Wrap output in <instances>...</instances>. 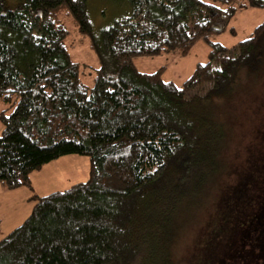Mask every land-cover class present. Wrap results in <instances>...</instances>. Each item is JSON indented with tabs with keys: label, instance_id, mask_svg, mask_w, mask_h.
Here are the masks:
<instances>
[{
	"label": "trees",
	"instance_id": "16d2710c",
	"mask_svg": "<svg viewBox=\"0 0 264 264\" xmlns=\"http://www.w3.org/2000/svg\"><path fill=\"white\" fill-rule=\"evenodd\" d=\"M128 1L132 13L92 38L100 66L89 86L63 22L92 35L87 0L5 12L0 0V98H17L0 112V185L33 189L31 174L64 155L90 161L88 179L34 194L0 240V264H264V137L245 118L249 140L232 142L236 106L264 86V21L234 55L210 40L264 0ZM201 39L209 60L181 85L134 64Z\"/></svg>",
	"mask_w": 264,
	"mask_h": 264
},
{
	"label": "rangeland",
	"instance_id": "374dc122",
	"mask_svg": "<svg viewBox=\"0 0 264 264\" xmlns=\"http://www.w3.org/2000/svg\"><path fill=\"white\" fill-rule=\"evenodd\" d=\"M26 1L2 0V10L5 12L17 9ZM87 12L93 24L92 35L80 33L71 17H64L63 22L69 30L66 45L72 60L79 66L80 79L87 85L93 86L100 60L97 52L91 46L92 38L98 37L101 31L111 26L116 19L130 15L132 7L128 0H87ZM263 21L264 7L249 8L236 14L226 30L213 32L210 40L220 42L230 48L234 46L233 49L225 52L228 55H234L237 53L235 45L249 38L255 27ZM211 48H213L211 43L201 39L187 54L175 50L156 56H136L133 60L139 71L152 73L163 68L164 77L167 80L181 85L186 78L192 75L198 63H205L209 60ZM207 88L208 84L202 85L198 91L204 92ZM252 93L254 94L252 95ZM252 93L241 98V102L236 106L238 113L236 114L237 122H235L233 144H243L250 138H248L249 134L246 132L248 130L246 128L251 124L245 123V118L249 120L251 118L256 122L257 127L254 129V134L259 133V138L264 137V122L262 121V119L264 120V86ZM16 99L14 98L11 105L0 98V112L8 108L6 113L10 114L14 109ZM253 100L256 101L255 104L251 103ZM240 111H242L241 114ZM253 117L257 119L255 120ZM89 170L90 161L87 156L64 155L31 174L33 189L28 186L9 189L0 185V240L22 224L30 215L35 204L34 194L46 195L70 188L72 185L88 179ZM191 236L192 233L184 235L185 245H188Z\"/></svg>",
	"mask_w": 264,
	"mask_h": 264
}]
</instances>
